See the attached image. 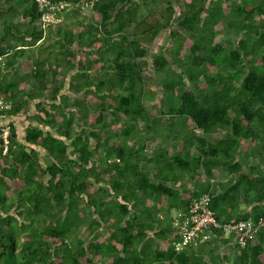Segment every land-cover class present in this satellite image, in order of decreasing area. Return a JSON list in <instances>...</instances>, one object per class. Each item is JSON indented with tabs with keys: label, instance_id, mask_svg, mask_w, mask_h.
Segmentation results:
<instances>
[{
	"label": "trees",
	"instance_id": "16d2710c",
	"mask_svg": "<svg viewBox=\"0 0 264 264\" xmlns=\"http://www.w3.org/2000/svg\"><path fill=\"white\" fill-rule=\"evenodd\" d=\"M257 1L164 0L166 18L150 8L152 19L139 20L136 0H96L92 14L75 8L66 12L72 24L42 28L34 0H0L6 68L20 56L25 80L36 83L35 92H16L13 74L0 79V94L13 103L5 152L0 138V264H264V227L244 247L218 230L216 240L178 251L171 224L172 209L185 214L204 193L220 222L264 214V0ZM81 13L87 20H77ZM226 29L237 36L232 48L215 41ZM163 34L179 44L149 52ZM186 82L177 106L144 104L156 88L173 96ZM162 116L163 141L147 149L144 134L155 138ZM176 119L191 127L180 130ZM214 132L223 136L212 141ZM239 148L257 158L249 170ZM218 170L233 177L215 183Z\"/></svg>",
	"mask_w": 264,
	"mask_h": 264
},
{
	"label": "built area",
	"instance_id": "2783aa9c",
	"mask_svg": "<svg viewBox=\"0 0 264 264\" xmlns=\"http://www.w3.org/2000/svg\"><path fill=\"white\" fill-rule=\"evenodd\" d=\"M95 1L72 4L67 0H34L37 11L40 13L37 25L42 28L61 25L67 11L78 8L83 12H92ZM6 65V54H0V71H3ZM12 106V101L7 100L3 94H0V122L2 123L0 138L3 140L4 152L8 144L10 132L8 123L12 118V114H10ZM209 202V194L204 193L188 201L185 214L181 210H175L171 214V224L180 234L178 240H172V245L176 250L180 251L188 246L195 250L201 242L216 240L218 230L225 237L232 234L234 243L244 247L264 227V214L257 219L249 216L232 222H220L209 207ZM159 216L163 219L162 214Z\"/></svg>",
	"mask_w": 264,
	"mask_h": 264
},
{
	"label": "rangeland",
	"instance_id": "374dc122",
	"mask_svg": "<svg viewBox=\"0 0 264 264\" xmlns=\"http://www.w3.org/2000/svg\"><path fill=\"white\" fill-rule=\"evenodd\" d=\"M137 2H140L141 3V8L140 10L138 11V14H139V20H141V18H145L147 17L148 20H151L152 19V16L149 15V10L150 8H155V9H161L165 12V7L167 4L164 3V0H154V2H146L143 3L142 0H136ZM151 1V0H150ZM173 3V0H169ZM248 2V4H257L258 1L257 0H246ZM230 4L231 3H234V0H229ZM174 5V4H173ZM217 9H213V13H216ZM89 13V12H87ZM176 13L178 14V10L176 11ZM217 13H219L217 11ZM89 14H92V13H89ZM72 15V14H71ZM169 14L167 12H165L163 14V17H167ZM203 16H205V14H203ZM165 17V18H166ZM75 18V17H74ZM74 18H71V16L68 18V19H63V22L61 25L59 26H66V25H70L73 21H74ZM79 19L77 20H87V17L85 14H80L78 16ZM16 21L18 22L19 19H16ZM64 24V25H63ZM47 30V29H46ZM135 30V23L131 24L130 26H128L127 28L124 29V31L127 33V34H130L132 33L133 31ZM237 36H236V33L234 30L232 29H226V30H223L220 32L219 35L216 36V39L215 41H220L222 42L223 44H225L226 47H229V48H232L234 43H235V40H236ZM166 40H168V38L165 37V35L163 34L161 37L157 38L155 40V44L152 45L151 47H149V52H157L159 49H163L164 47L168 49V47H170V49H174L175 46H177L179 43L176 41L175 44L172 43V44H169L166 42ZM179 41V40H178ZM172 51V50H171ZM92 57V56H91ZM151 62V59L149 58V63ZM149 69V70H148ZM146 68L145 72H148V75L150 76L151 75V68ZM155 75V81L158 82V80L162 79L164 77V73L162 71L154 74ZM154 75L152 76V80H151V83H150V80L148 79L150 85L153 84L154 82ZM63 77L62 76H58V79L57 80H62ZM147 81V82H148ZM188 87H191V84L188 82H186V84L184 86H180L176 92L175 95H165L161 92V90L159 88H156L155 90V96L151 99V98H148V97H145L144 99V104L148 107L151 106V104L155 103L156 104V107L155 108H152L151 110L153 111H159V106L161 105V108L163 111L166 110L167 107L171 106V104H179V99H178V96L180 95L181 91L188 88ZM174 102V103H171V102ZM171 103V104H170ZM177 106V105H176ZM160 123H161V126L163 127H157L155 130H153L151 133L153 134H156L158 133V135L155 137V138H152L150 134L148 133H145L144 134V139L148 137L147 139V142H146V147L147 149H153L157 146V142L159 141H163V136L159 135V133L161 132L162 128L165 127V125L167 123H165L164 121H166V117L165 116H162L160 118ZM177 125H179V129L182 130V131H186L188 128L191 127V124L188 123V122H185V121H180V119H176L175 120ZM178 121V122H177ZM23 126V124H22ZM20 126L19 128L22 129ZM19 129V130H20ZM223 135L220 133V132H214L212 133L211 135L208 136L209 139H211L212 141H215V140H218L222 137ZM251 154H252V151H251ZM45 162H49L47 158H45ZM146 162L145 159H143L141 161V163H144ZM249 170V169H248ZM245 169H243L242 172H244ZM188 177L186 175H183V174H180V179L182 180H186ZM146 204H150V202L148 203L146 200L145 202ZM136 205L138 207H141L143 204L139 203L138 202L136 203ZM175 210L172 209L171 210V213H173ZM87 231H88V227L86 226V224H83L81 225L80 229H79V232H80V237H85L86 234H87ZM107 234L106 232H101L99 234V238H98V241L100 243H105L106 240H107Z\"/></svg>",
	"mask_w": 264,
	"mask_h": 264
},
{
	"label": "crops",
	"instance_id": "0c3cea01",
	"mask_svg": "<svg viewBox=\"0 0 264 264\" xmlns=\"http://www.w3.org/2000/svg\"><path fill=\"white\" fill-rule=\"evenodd\" d=\"M64 19L66 20L68 18L64 17ZM0 29H1V26H0ZM7 54H6V59H7ZM40 54H42V53L40 52ZM40 54H39V56H40ZM23 64H24V60L20 56L15 57L13 67L8 66L6 69H4V72L0 75V79L5 80L6 77H8V76L10 77L13 74V78H11L12 79L11 81L17 83V87L14 88V91L19 92L21 90H24L26 92H32V91L35 92L36 91V83H35V81H33L29 78L25 80V77H26L25 74L27 73L28 68H23L24 67ZM23 118H24V115H21L20 117L17 116L16 119L18 122L23 124L22 123L24 121ZM25 125H27V124H25ZM22 127L24 128V126H22ZM236 158L240 161L242 160L244 168L246 170H247V168L249 169V167L253 164V162L255 160H257V158L251 154L250 148H247V150H242L239 148L236 151ZM216 174H218L217 175L218 177H217V179H214L213 182H215V183L220 182L222 184H226L229 181L230 177H233L231 174H228L226 171L222 172V170H218ZM222 189H223V187H222ZM220 191H221V188L216 187L214 190V193H218Z\"/></svg>",
	"mask_w": 264,
	"mask_h": 264
},
{
	"label": "clouds",
	"instance_id": "9594fccd",
	"mask_svg": "<svg viewBox=\"0 0 264 264\" xmlns=\"http://www.w3.org/2000/svg\"><path fill=\"white\" fill-rule=\"evenodd\" d=\"M67 17V16H66ZM58 26V25H57ZM6 151V150H5ZM3 152H4V150H3Z\"/></svg>",
	"mask_w": 264,
	"mask_h": 264
}]
</instances>
